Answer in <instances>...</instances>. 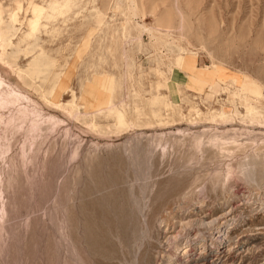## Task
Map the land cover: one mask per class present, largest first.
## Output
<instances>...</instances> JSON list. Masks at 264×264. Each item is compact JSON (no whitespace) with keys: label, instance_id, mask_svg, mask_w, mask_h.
<instances>
[{"label":"rangeland","instance_id":"374dc122","mask_svg":"<svg viewBox=\"0 0 264 264\" xmlns=\"http://www.w3.org/2000/svg\"><path fill=\"white\" fill-rule=\"evenodd\" d=\"M0 78V264H264V0H0Z\"/></svg>","mask_w":264,"mask_h":264},{"label":"bare ground","instance_id":"6f19581e","mask_svg":"<svg viewBox=\"0 0 264 264\" xmlns=\"http://www.w3.org/2000/svg\"><path fill=\"white\" fill-rule=\"evenodd\" d=\"M154 37H155V36H154ZM1 84H3V80L0 78V85H1ZM0 99H1V98H0ZM3 100H5V99H3ZM226 223H227V221H224L223 224H222V227H224V226L226 227V225H227ZM208 224H209V222H208ZM210 224H211V222H210ZM223 225H224V226H223ZM200 226H201V225H200ZM218 234H219V235H218V239H220V241H221V240H225V238H226V229H225V230H221V229H220V230L218 231ZM185 250H187V249H185Z\"/></svg>","mask_w":264,"mask_h":264}]
</instances>
